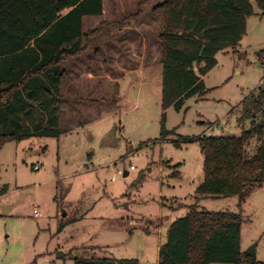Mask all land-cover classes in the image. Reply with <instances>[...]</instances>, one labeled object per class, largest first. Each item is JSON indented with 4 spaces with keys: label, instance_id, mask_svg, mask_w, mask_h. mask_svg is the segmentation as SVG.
<instances>
[{
    "label": "rangeland",
    "instance_id": "rangeland-1",
    "mask_svg": "<svg viewBox=\"0 0 264 264\" xmlns=\"http://www.w3.org/2000/svg\"><path fill=\"white\" fill-rule=\"evenodd\" d=\"M162 1L105 0L99 19L130 23L132 28L126 34L122 28L120 35L131 31L129 37H134L139 49L145 36L153 45L149 53L156 56L161 52L158 35L163 13L152 9ZM251 3L254 14L248 18L237 52H220L218 65L204 77L210 89L207 94L186 100L181 110L166 109L165 127L176 130L166 139L161 135L162 74L154 71L140 91L134 76L124 81V99L113 101L118 95L109 94L112 101H105L99 112L89 107L83 114L80 108L79 118L78 109L73 112L64 105L61 127L65 131L59 137L10 140L3 145L0 264H74L75 257L137 258L140 264H158L165 228L191 205L242 213V250L254 246L253 256L264 262V185L242 203L237 196L198 199L204 155L200 141L192 139L242 132L238 119L243 101L258 92L264 79V15L256 0ZM91 19L95 18H89V25ZM142 21H153L152 26L139 27ZM124 47L118 48V54L109 52L115 60L107 59L105 65L95 59L77 64L115 67L116 62L126 63ZM160 58L161 54L157 64ZM118 103L122 109L112 112ZM263 140L264 135L250 141L248 157Z\"/></svg>",
    "mask_w": 264,
    "mask_h": 264
},
{
    "label": "trees",
    "instance_id": "trees-1",
    "mask_svg": "<svg viewBox=\"0 0 264 264\" xmlns=\"http://www.w3.org/2000/svg\"><path fill=\"white\" fill-rule=\"evenodd\" d=\"M264 15V0H256ZM69 9L66 14L63 11ZM161 47L162 139L165 111L210 90L204 77L218 65L220 52H237L254 14L251 0H163ZM103 14V0H0V149L10 140L59 137L64 60L82 50L84 15ZM239 136H198L204 155L198 199L237 196L242 203L264 185V140L252 157L247 146L264 135V79L243 101ZM249 123V128L245 124ZM179 139L189 138L179 135ZM242 213L212 212L191 205L168 227L158 264H264L241 246ZM74 264H140L137 258L75 257ZM28 264H36L32 261Z\"/></svg>",
    "mask_w": 264,
    "mask_h": 264
},
{
    "label": "crops",
    "instance_id": "crops-1",
    "mask_svg": "<svg viewBox=\"0 0 264 264\" xmlns=\"http://www.w3.org/2000/svg\"><path fill=\"white\" fill-rule=\"evenodd\" d=\"M68 11L69 9L63 11L62 14H66ZM152 11L153 13L160 12V10L154 11L153 9ZM104 12L105 0H103V14ZM102 15H84L82 17V31L85 33L89 31L94 32L87 39H82V50L79 54L68 56L64 60L65 78L61 85L64 95L61 111V124L65 121L62 117L64 105H67L71 110H73V112H76V109H78V117L81 118L80 108L84 112L83 114H86L89 107L96 108L97 112H99L101 109L99 110L98 108H102L105 101H112V99L108 97L109 94L113 93L114 95H118V98H114L113 101L119 102V100L121 101L124 99L123 97L125 96L121 93L122 83L130 77H135L134 82L136 83L134 84L138 85V91H140L142 84L146 82V80L147 82L151 81L154 71L157 72V75H159V71L162 74V64L160 62L158 64L156 63L161 52L158 55L156 54V56L151 55L149 50H151L153 45L147 41L145 36L143 41L139 43L140 47L142 46L139 49V45H136L134 37H129L131 31H129L125 36L120 35V30L122 28H124L125 34L127 29L130 30V28H132L130 23L121 25L120 22L114 20L105 21L99 19ZM89 18H95L91 19L90 25L88 23ZM153 21L155 22V20ZM153 21H150V23L142 21L139 23V27H150L152 26ZM104 27L106 28L105 30ZM158 42H156L157 45H159ZM120 46H125V50H123V52L125 53V61L127 64L124 62H116V65H114L115 67L109 66L107 68H101L99 65L91 68L87 65V67L80 68V64H77L78 61L83 62V60L91 61L92 59H95L96 61H103V64L105 65L107 59H111L112 61L115 60V57L112 54L109 55L108 53L115 52L118 54L120 52L118 49ZM159 51L160 50L158 49V52ZM127 53L128 55H126ZM119 56L118 58L120 59ZM130 61L134 62L131 63ZM102 76L107 77V80L103 81L101 78ZM115 106L118 107L119 103ZM121 109L122 105H120L117 110L112 112H118ZM74 118L76 119L75 116ZM70 125H73L74 127L73 122H71ZM220 128H222L221 125ZM67 129L68 130H66V132L70 131L69 128ZM71 220H75V218H72ZM173 221L169 223L168 227ZM163 225V222H161L160 226L162 227ZM165 229L167 231L168 228ZM22 264L26 263L24 262Z\"/></svg>",
    "mask_w": 264,
    "mask_h": 264
},
{
    "label": "water",
    "instance_id": "water-1",
    "mask_svg": "<svg viewBox=\"0 0 264 264\" xmlns=\"http://www.w3.org/2000/svg\"><path fill=\"white\" fill-rule=\"evenodd\" d=\"M127 174H128V171H125V172H124V175H127ZM245 253H246L247 255H250V256L255 255L254 246H252V247H250L249 249H247V250L245 251Z\"/></svg>",
    "mask_w": 264,
    "mask_h": 264
},
{
    "label": "built area",
    "instance_id": "built-area-1",
    "mask_svg": "<svg viewBox=\"0 0 264 264\" xmlns=\"http://www.w3.org/2000/svg\"><path fill=\"white\" fill-rule=\"evenodd\" d=\"M33 168H34V169H38L39 166H38V165H35ZM132 168H133V167H132ZM35 216H39V212H38L37 209L35 210Z\"/></svg>",
    "mask_w": 264,
    "mask_h": 264
}]
</instances>
